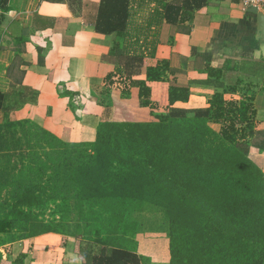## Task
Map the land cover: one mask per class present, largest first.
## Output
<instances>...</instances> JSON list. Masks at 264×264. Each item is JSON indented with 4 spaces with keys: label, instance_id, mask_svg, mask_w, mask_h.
Listing matches in <instances>:
<instances>
[{
    "label": "crops",
    "instance_id": "1",
    "mask_svg": "<svg viewBox=\"0 0 264 264\" xmlns=\"http://www.w3.org/2000/svg\"><path fill=\"white\" fill-rule=\"evenodd\" d=\"M196 1L178 22L143 31L145 13L156 6L155 0H130L131 15L117 23L120 30L111 27L109 18L97 28L102 0H8L0 8V122L27 121L63 141H91L101 122L167 113L168 86L180 84L188 88V98L174 106L189 116L207 107L214 93L237 104L247 99L253 110L250 152L262 158L264 173L259 11L243 9L240 0ZM152 40L157 42L154 58L145 57L140 67L129 63L135 54L147 56ZM133 41L137 43L129 47ZM157 60L168 64L159 69L164 81L144 74ZM123 67L139 72L127 78L118 72ZM140 81L149 88L154 106H139ZM164 240L160 252L149 254L147 240L135 239L141 264H169L166 235ZM99 247L42 232L0 241V264H86L81 253Z\"/></svg>",
    "mask_w": 264,
    "mask_h": 264
},
{
    "label": "trees",
    "instance_id": "2",
    "mask_svg": "<svg viewBox=\"0 0 264 264\" xmlns=\"http://www.w3.org/2000/svg\"><path fill=\"white\" fill-rule=\"evenodd\" d=\"M7 1L0 0L1 9L6 8ZM129 2L102 0L97 28H100L104 19L109 18L113 22L111 27L120 30L117 23L122 17L131 15L127 11ZM163 2L155 0L156 6L145 13L144 25L139 28L148 31L151 27L159 28L162 22L176 23L191 2L199 3L196 0H182L181 4L178 0ZM136 43L130 42L129 47ZM156 43L154 40L149 42L152 49L147 56L135 54L128 57L129 63L134 62L138 67L146 64L145 57L154 58L153 48ZM161 67L168 68L167 62L157 60L153 65L146 66L144 74L149 80L164 81L163 73L159 72ZM122 69L118 71L119 74H126L127 78L139 72L125 70L124 67ZM137 84L139 106H154L148 100L149 88L141 81ZM188 94V88L184 85H169L167 103L164 105L168 108L167 113L141 120L101 122L94 142L63 141L33 124L54 142L45 147L51 155L45 161V174L52 171L48 173L50 175H45V195L48 188L58 194L67 182L74 185L75 181H86L92 187L87 204L93 198L103 205L99 195L102 192L105 202L119 207L127 201L128 196L136 200L149 194L146 187L158 193L163 191L171 194L174 191L177 197L182 196L180 202L183 209L188 207V213L184 216L174 213L168 217L169 264H264V173L261 170L262 158L249 153L253 134L251 105L246 98L237 104L233 100L223 99L220 93H214L207 99V107L196 109L189 116L185 109L174 106L175 102L187 101ZM224 114H227L225 118L229 120L228 125L220 132L211 130L207 125L208 120ZM13 124L5 121L3 126L10 127ZM236 124L241 125L239 129ZM130 140L135 152L131 160L125 161L120 156L124 154L125 145ZM74 149L84 154L73 157L68 151L73 152ZM108 149L112 150L113 159L107 161L105 153ZM70 159L73 160L68 162ZM172 161L176 164L174 166L183 168L185 164L187 167L177 170L172 167ZM49 162L50 169H46ZM110 162H116L126 171L111 176L113 172H104L102 168ZM127 164L129 167H124ZM60 168L63 171L67 169L69 173H64L67 177L65 180L58 174ZM184 176H195L197 179L190 184L191 187L186 188ZM78 177L80 182L77 181ZM112 178L118 180L116 187L111 191L107 187L106 191L99 190L98 185ZM170 184L175 186L170 188L167 186ZM112 193L120 194L117 201ZM57 194L51 198L60 199ZM21 196L14 206L27 208L28 211L16 209L15 212L23 218L27 228L34 229L29 232V236L42 232L59 233L50 229L48 222L33 221L28 216L39 193L35 194L34 189L24 185ZM69 197L63 195L65 199ZM76 197L79 199L81 196ZM200 208L207 213L201 214ZM28 219H31V225L27 224ZM35 226L38 227L37 231ZM70 236L100 246L96 252L89 249L81 253L86 264H141L140 257L132 248L135 241H131V248L98 244L84 239L78 228Z\"/></svg>",
    "mask_w": 264,
    "mask_h": 264
},
{
    "label": "rangeland",
    "instance_id": "3",
    "mask_svg": "<svg viewBox=\"0 0 264 264\" xmlns=\"http://www.w3.org/2000/svg\"><path fill=\"white\" fill-rule=\"evenodd\" d=\"M226 116L227 114H224L211 118L208 120L207 125L214 132H220L229 123V120L225 118ZM4 123L0 122V241L18 239L29 235V232L34 230L31 227L27 228L23 218L19 214L17 216L15 212L16 209L28 211L27 208L14 206L19 197H22L21 192L24 185H29L31 189H34L35 194L39 193V197L33 203L34 208H31L28 213L33 221L48 222L50 229L56 230L62 235H70L78 228L81 230L84 239L108 246L131 248V241H135L138 237L142 242L147 240L144 249L149 254L151 252L156 254L161 251L165 235L167 237L168 234V217L174 213H181L183 216L188 213V207L186 206L187 208L183 209L184 206L180 202L182 196L177 197L174 191L171 194L163 191L158 193L149 187H146L150 192L149 194H144L143 197L136 200H133L132 196H128L127 201L121 203L119 207L105 202L104 194L101 191L99 195L103 205L94 201L92 197L89 204H87L92 187H89L86 181L81 183L75 181L74 185L67 182V185L58 194L48 188L45 195V175L48 176L50 175L48 173H52L50 171L45 174V161L48 160V156H51L49 150L45 147L51 146L54 143L53 139L49 135L43 134L33 123L27 121L13 122L14 124L10 127L3 126ZM240 126L236 124L238 129ZM95 138L96 136L91 141L84 142H94ZM130 142L131 140L126 143L123 150L124 154L120 156L125 161L131 160V155L135 152ZM71 151L69 150L68 153L70 152L69 154L73 157L84 154L76 149L73 152ZM249 153L251 152L249 151ZM105 155V160L113 159L111 149H108ZM136 157L133 156V158ZM50 164L49 162L46 169H50ZM128 164L124 167H127ZM172 164V167L177 170H183L187 167L185 164H183V168L174 166L176 164L173 161ZM102 168L104 172H113L114 174H110L111 176L126 171L116 162H110L109 165L107 163ZM64 173L69 175L67 169L63 171V168H60L58 174L65 180L67 177ZM184 178L186 188L191 187L190 184L197 179L195 176L193 178L184 176ZM77 181L80 182L79 177ZM117 185V178H112L98 185V188L106 191V187L110 190ZM167 186L173 188L175 184ZM56 194L60 199L51 198ZM64 194L70 195L71 198H63ZM112 194L114 200L117 201L120 194ZM77 195L81 197L77 199ZM45 196L47 200H45ZM81 199H87V201H81ZM184 201L185 198L182 202L184 203ZM199 210L202 211L201 214L205 212L203 208ZM31 223V219H28L27 224L31 225ZM202 225L204 226V224ZM37 230L38 227L35 226V231ZM132 248H134L133 245Z\"/></svg>",
    "mask_w": 264,
    "mask_h": 264
},
{
    "label": "built area",
    "instance_id": "4",
    "mask_svg": "<svg viewBox=\"0 0 264 264\" xmlns=\"http://www.w3.org/2000/svg\"><path fill=\"white\" fill-rule=\"evenodd\" d=\"M243 9L252 8L264 12V0H240Z\"/></svg>",
    "mask_w": 264,
    "mask_h": 264
},
{
    "label": "water",
    "instance_id": "5",
    "mask_svg": "<svg viewBox=\"0 0 264 264\" xmlns=\"http://www.w3.org/2000/svg\"><path fill=\"white\" fill-rule=\"evenodd\" d=\"M257 22L259 25V29H260V37L259 40L262 43V51H264V13L263 12H258L257 13Z\"/></svg>",
    "mask_w": 264,
    "mask_h": 264
}]
</instances>
